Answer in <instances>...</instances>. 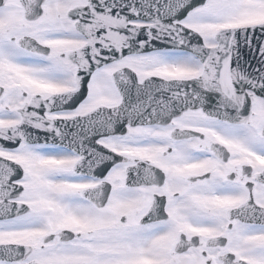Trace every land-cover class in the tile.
Segmentation results:
<instances>
[{
    "label": "snow or ice",
    "instance_id": "obj_1",
    "mask_svg": "<svg viewBox=\"0 0 264 264\" xmlns=\"http://www.w3.org/2000/svg\"><path fill=\"white\" fill-rule=\"evenodd\" d=\"M0 264H264V0H0Z\"/></svg>",
    "mask_w": 264,
    "mask_h": 264
}]
</instances>
